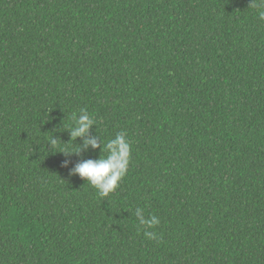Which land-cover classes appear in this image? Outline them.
I'll return each mask as SVG.
<instances>
[{"label":"trees","instance_id":"trees-1","mask_svg":"<svg viewBox=\"0 0 264 264\" xmlns=\"http://www.w3.org/2000/svg\"><path fill=\"white\" fill-rule=\"evenodd\" d=\"M250 2L0 0V264H264V20ZM81 108L92 135L124 131L132 147L108 197L69 175L107 153L58 152L75 148L56 129ZM137 207L160 223L145 229Z\"/></svg>","mask_w":264,"mask_h":264},{"label":"clouds","instance_id":"clouds-1","mask_svg":"<svg viewBox=\"0 0 264 264\" xmlns=\"http://www.w3.org/2000/svg\"><path fill=\"white\" fill-rule=\"evenodd\" d=\"M255 10L260 20H264V0H251L249 6ZM73 123L69 124L63 129H56V131L67 130L70 135V140L75 145L73 150L65 149L58 151L65 156L80 154L87 151L89 148L99 149L100 153L105 152L107 155L99 158L81 159L69 168L70 176H79L86 183L90 184L96 189L100 197H108L110 193L114 192L119 186V182L126 176L131 160L132 147L127 139V134L124 131L116 133V135L106 142L97 135H92L90 130L96 126V120L85 109L81 108L79 113L73 112L71 114ZM82 140L81 144H77V139ZM61 141L58 137L53 135L50 138L51 147H56ZM64 143V142H63ZM69 143V142H68ZM68 143H64L67 145ZM70 160H65L63 167L68 168ZM135 216L140 225L145 229H153L160 221L152 215L145 218L144 209L137 207ZM144 235L150 240H159V236L155 231L145 230Z\"/></svg>","mask_w":264,"mask_h":264}]
</instances>
